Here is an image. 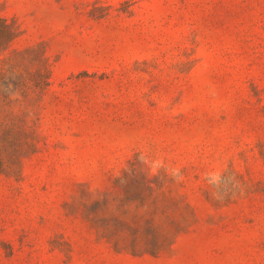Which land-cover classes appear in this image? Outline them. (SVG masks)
Returning a JSON list of instances; mask_svg holds the SVG:
<instances>
[{"label": "rangeland", "instance_id": "374dc122", "mask_svg": "<svg viewBox=\"0 0 264 264\" xmlns=\"http://www.w3.org/2000/svg\"><path fill=\"white\" fill-rule=\"evenodd\" d=\"M0 18V264H264V0Z\"/></svg>", "mask_w": 264, "mask_h": 264}, {"label": "trees", "instance_id": "16d2710c", "mask_svg": "<svg viewBox=\"0 0 264 264\" xmlns=\"http://www.w3.org/2000/svg\"><path fill=\"white\" fill-rule=\"evenodd\" d=\"M14 36H15V31L13 27L0 18V48L8 44L14 38ZM4 76H5L4 71L2 68H0V79H3ZM4 99H5L4 103L6 102V104H8L11 101V95Z\"/></svg>", "mask_w": 264, "mask_h": 264}, {"label": "clouds", "instance_id": "9594fccd", "mask_svg": "<svg viewBox=\"0 0 264 264\" xmlns=\"http://www.w3.org/2000/svg\"><path fill=\"white\" fill-rule=\"evenodd\" d=\"M174 178L177 179V180L182 179V177L179 175L178 171L176 173H174Z\"/></svg>", "mask_w": 264, "mask_h": 264}]
</instances>
